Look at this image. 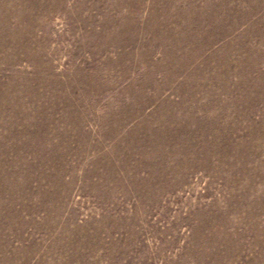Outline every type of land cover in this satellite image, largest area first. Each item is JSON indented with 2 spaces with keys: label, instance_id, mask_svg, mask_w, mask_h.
<instances>
[{
  "label": "rangeland",
  "instance_id": "obj_1",
  "mask_svg": "<svg viewBox=\"0 0 264 264\" xmlns=\"http://www.w3.org/2000/svg\"><path fill=\"white\" fill-rule=\"evenodd\" d=\"M0 264H264V0H0Z\"/></svg>",
  "mask_w": 264,
  "mask_h": 264
}]
</instances>
